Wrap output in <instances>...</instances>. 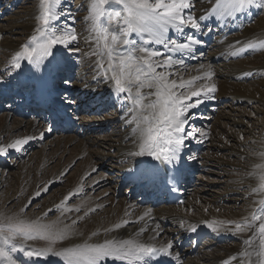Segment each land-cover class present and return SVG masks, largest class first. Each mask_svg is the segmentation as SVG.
<instances>
[{
	"label": "bare ground",
	"instance_id": "bare-ground-1",
	"mask_svg": "<svg viewBox=\"0 0 264 264\" xmlns=\"http://www.w3.org/2000/svg\"><path fill=\"white\" fill-rule=\"evenodd\" d=\"M189 3L193 5L192 0H189ZM111 8L113 12L115 10H118L116 7H113V6H111ZM205 8L200 10L197 13L191 12L190 9L185 10V12H188L185 17L192 16L198 19L199 17L203 16L205 17V19L202 21L198 20V22L200 23V31L194 32L190 26L186 27L184 30L189 28V31L196 35L201 34V33H205V34L211 33V30L209 32H205V29L203 27L204 24H209V25L211 24L209 20L217 21L220 24H222L221 22H223L224 19L226 18L234 19L233 17L234 15L231 16L226 13L228 16L225 18L223 16L216 15L218 14V12L217 13L215 12L216 14L213 13V10L211 8L209 10H205ZM245 8L248 10L244 17L247 18L250 14H253V11H255L257 6L253 2L251 4L246 5ZM56 9L57 7L55 4L54 9H53L54 13ZM34 13L37 16L38 12L36 9L34 10ZM242 14L243 12H240L239 15L242 16ZM262 19L264 20V18ZM233 22L231 26L234 24ZM262 25H264V22H262ZM14 26H17V28L18 27L23 28L29 25L28 23L22 22V23L14 24ZM95 26H97V22H94V28ZM239 26L240 25H236V27H239ZM50 29H51V24H50ZM1 30L3 29L0 28V31ZM45 31H48V30H45ZM234 31L236 30H233V32ZM182 35L183 33L181 32L169 29V32L166 34V38L174 39L176 36H182ZM262 35H264L263 29H255V30L247 31L242 35L243 38L241 39L242 40L241 42L247 43V41L251 40V38L260 37ZM62 38L65 39L64 36ZM146 38L147 36L145 35L144 39ZM225 38L226 39L223 40L221 43H218L223 46V48L221 49L222 51L220 50L216 54L212 53L211 57L219 56L220 58L225 59V60L229 57L227 55L228 49L225 47L226 45L225 43H227L229 38L228 37H225ZM134 39H137L138 41L142 42V38L135 33L133 34L131 40H134ZM259 39L260 38H257L256 40H259ZM216 40H219V39H216ZM261 42L264 43V40H262ZM34 43L35 42H33V44L31 43L29 46H33ZM228 43H233V42H228ZM55 47H58V46H55ZM149 47L151 50H154V51H157L163 54L160 56L166 57V59L162 62V64L157 63L161 65L159 68L170 67L165 64V61L167 60L169 54H173L174 52L170 53L167 48H164L160 44L152 43L151 45H149ZM230 47H234L233 50H235L239 46L232 45ZM17 50L19 51L20 49H17ZM63 51H64L63 47L59 49V52L61 54ZM190 52L191 51L189 50H185L183 52H180V55L187 56ZM61 54H57L56 56L54 55L55 57L54 59L52 57H49L42 64L38 66L29 63L27 59L17 60V63H19L21 67L16 68L17 69L16 76H19L20 78L19 79L20 86L16 85L18 87V91L17 90L16 91L20 93H22L21 91H25L24 87L26 86V82L27 84L28 83L33 84L34 91L31 94H27L23 92V96L25 97L24 103L29 101L30 99L33 100L34 102L33 105L29 106V108L34 109L37 102L43 99L45 95L47 94V92H49L50 94L52 93L50 91V82L54 79L55 76L62 75L61 71L63 69L65 70V69L73 68L72 66H73V63L75 62L74 58L69 57L70 61L68 62V64L66 66H62L64 64L63 60L65 59L64 57L66 54L65 55L63 54L61 55ZM242 60L237 61L236 65H238L239 63H242ZM174 62H178V61H171V63H174ZM176 66L184 67L185 66L184 61L183 63L178 62ZM263 68H264V56L263 58L256 56L255 65H251L250 68L246 67L245 69V66L241 64L235 67L234 68L235 70L234 69L228 70V72H226V75L230 77V79L236 81L235 83L230 82L229 83L230 85L227 84L228 83L227 81L216 79L214 77L215 71L213 72V69H211V66H209L208 64L205 65L203 69L200 68L199 71H194L195 69L192 68L193 72L191 71L190 75H187V77L185 76L186 78H183L182 72L181 73L175 72L172 79L174 81H180V80L189 78L188 80H185V81L187 82L193 81V84L189 86V92L194 91L198 88H202V87H210L213 84L216 86V90L214 92L209 93L208 95L202 94L200 99L203 102L200 103L197 107L190 109V111L198 110V108L201 105L205 103H209V102L211 103L213 100L217 98H219L220 100H223L224 98L230 97L233 94V92H231V89H234L236 91L235 100L237 99L238 102L242 100L245 102H248V99H252V101H257V98H259L260 100H258V102H263L264 104V90H259L257 87L250 88L248 86L243 85V82L245 81V79L250 78L252 74L253 75L255 74V76L257 72L260 74H264L263 70L259 71V69H263ZM68 71L72 72V70H68ZM92 72H95V71L93 70ZM166 73L168 74V72ZM208 73H211L210 78L207 75ZM97 74H98L97 78L103 77L102 92L104 93L108 92L109 96H114L117 98H124V96L127 95L126 93L125 94L115 93V86L113 85L115 84V82L114 80L109 79V77H111L110 74L102 73V72L97 73ZM95 78L96 77L94 75V77L91 79H95ZM165 79L166 81H168V83H171V81H173V80L169 81L168 78L166 77ZM82 80H84V84L79 87L80 89H83V90L87 89L89 91L92 90L94 93L100 92V90H97L95 86H93V84L91 85L90 83H88V80H86V78H82ZM180 83L181 81L177 82V84H180ZM10 84L11 83L0 79V93H2L7 87H9ZM263 87H264V84H263ZM142 91L147 92L149 90L143 89ZM246 94L250 96L247 97ZM11 98L12 96L9 95V100ZM204 98L208 100H204ZM134 99H135V87H133V95L130 96L131 105L128 102V104L131 106L130 113H132L131 115L132 118H130V120H128L129 118H127L125 120L126 116H123V115L120 116L121 119L125 122V126L129 124L130 130L132 129L131 133L126 132L123 134L124 137L122 138V140L124 138L126 139L128 136L127 139H130V142L128 144H123L122 140L113 141L114 143H111L110 140L108 142L105 141L107 145L108 143H110L109 147L111 150L114 149V153H110V149H108L107 153H104L103 151H98V150L92 151L90 148L93 145L97 144V141L89 140L87 138H82L81 140H77V136H80L81 133L85 131L84 128L83 127L81 128L80 126L77 129V132L73 133V135L72 134L61 135V136H57V138H53L52 140H50L48 144L52 147V149H50L51 150L50 152H47L46 157L42 155V152L45 147H43V150L40 149L39 151H37L38 156L34 158L31 157L29 162L24 164L23 170L24 169L26 170L24 174L21 173V169H20V172L16 175V180H15L16 187H17L16 193L18 196L21 193L26 192V190L28 191L31 190L35 194H37L38 192L37 185L39 184L40 180L43 181V179L41 178L43 177V175H45V177L47 176L49 177L47 180L46 178H44L47 181V182L44 181L47 184L46 186H48L52 182H56V180L64 182V184L66 185L65 188L59 189L60 198L56 197V195L54 194L55 195V197H53L54 200L50 201V204L48 205L49 209L58 210L57 207L59 208V206L63 205L65 200L68 199V197L74 196L72 195L74 193L75 195L78 196V198L74 204L67 205L64 211H60L59 209L60 212H57L55 217H53L52 219H49L44 224L45 226H48L53 233L59 232V230L64 229L65 226H69V230L66 231L64 234L65 238L64 239L58 238V248L54 250V252L52 253L45 252L44 254H40V252H38L39 255L28 256L25 254L26 251H34V252H37V251L34 249L26 248L20 251L21 253L16 252L15 258L17 259L19 258L17 256H21L25 260H28V262H30L31 264H66V262L64 261L62 257L55 255L56 252H60L65 248H70V247L82 245L85 243H88V244L103 243L105 240L116 241V242L135 240L138 242L146 243L153 247L168 248V251L171 254H174L181 261V264H252V261L256 260V253L255 251H253V249H250L248 247V245L246 244V241L249 239V237H251L254 241H256L257 245L259 241L257 237L254 236L252 231L250 230H246L243 233L236 232L235 225L238 223L243 225L247 221V222H251L256 229H258L259 227V222L252 221L251 217L258 213L259 208L261 207L260 201L264 200V188L260 189L261 184L263 183L262 178H264V133L262 137L257 139V141H255L256 139L252 140L253 142L255 141V143L257 144L258 151L256 150V153L252 156L250 164L247 167L243 168L244 169L243 171H239L240 173L238 177H236L235 180H233V182L232 180L230 181V185L233 186L235 189L236 188L243 189L244 187L250 188V191L247 193L248 196H250L249 209L247 210L246 213H244V215L240 217L237 214L235 216L237 218L235 217L231 218L230 215L216 213L214 212V211H217L214 209L216 208V206H213L212 204H209V203L203 206L197 203L194 204L193 202L188 200L187 201L188 206L186 207V209H183V207L181 206L178 207L174 205H164V204L163 205L160 204L155 207L146 205V207H144L143 205L138 203L136 200L128 201V198L126 197V199L124 198L125 200L122 199V200L117 201L115 205L112 202L114 200L113 197L110 196V197H107L106 199L104 196H102V194L105 192L104 189L97 192L95 197L88 194V192L95 189L94 186L96 185V183L100 182L101 180H103V182L105 183L106 179L104 180L105 177H103V174L101 175L99 174L96 177H89L88 179L86 178V175L93 167L95 169L97 166L103 165L104 167L109 169V167L103 163L110 164V167L114 170V173H116L115 175L118 176L117 179L119 181H123L125 179H127V181L141 180L142 183L150 182V180L153 179L157 168L160 165L164 164L161 161H159L157 165L152 164V160H155V157L148 154L149 149L147 147L144 148L143 155H136V153L140 152L141 150V145L143 144V138L140 136V133L137 130L138 120H134L133 116L136 115L139 119L141 113H143L144 115L148 113L144 111L143 109H141L138 105H134L133 103ZM195 99L196 98L194 97L192 101H190V103H194ZM147 102L148 101L145 100V103ZM16 103L17 105L20 104L18 101ZM259 109L263 110L264 112V107L263 109L262 108H259ZM242 116L248 117L249 113L244 112ZM52 120H53L52 116L48 115L47 117H39L38 119L32 118V120L30 119V121L23 122L26 124L25 125L22 123L20 119H16L10 113L0 114V146H4L5 148H7L9 144L15 143L16 140H27V143L23 145H19L16 149L7 148V151L4 153H0V156L4 154H8V151L9 152L12 151V153H19V151H22V149L25 148L26 146L34 144L38 139H40V137L44 133L47 134V132H53V130L55 129L52 127L53 125ZM38 121L40 122V126H41L40 128H39V125H36ZM215 121L216 123H219V116H216ZM215 127L216 126L209 128L213 131L211 134H208V129H207L206 131L204 130L205 132H202L200 136H201V140L210 141L211 146L215 147L216 149H219V148H222L223 145H221V140L219 139L220 131L216 130ZM246 131H247L246 129L245 130L240 129L238 133L239 135H243L246 133ZM85 134H86V131H85ZM198 140L200 139L198 138ZM237 140L239 143L240 141H239L238 134H237ZM187 142L198 144L197 140H194V139L192 140L191 138H189ZM230 148L232 147L230 146ZM239 148L240 147L236 148L237 156L243 153L240 151ZM61 151L62 153L65 151H69L70 153L73 154L72 158L67 160L68 163L70 160L73 161L74 159H77L78 165L75 171L71 173L70 175L64 176L65 173L63 174L62 172L65 171L64 168H67V167L61 165L60 168L54 173V175L52 173L48 174L47 163L48 164L51 163L53 159L56 157V155L60 153ZM157 154L162 155L159 152L158 148H157ZM217 156L218 155L216 154V152H212L211 155L208 156V158H206L207 159L206 162H211V164L219 163V165L228 163L226 160H217L216 158ZM78 158H82V161L81 160L79 161ZM110 158H112L111 161L117 160V163L114 161V164H112L110 160L108 161V159ZM242 158L244 157L242 156ZM240 159L241 158H239V160ZM30 161H34V162L36 161L35 168L31 166L32 163H30ZM14 163H16V160L14 161ZM37 163H39V165H37ZM188 165L194 168L190 163H188ZM227 170H229V168ZM224 173L227 175V171H224ZM32 175L34 177L33 179L35 180L33 182L34 184L29 182ZM8 179H7L6 174L3 173V175H1L0 177V182L4 181L5 183H8L9 182L7 181ZM20 179L24 181H20ZM83 180L86 182L81 185L80 183ZM132 184H133L132 187L134 189L135 185L134 183ZM83 189L85 191V196L83 198H80L79 196L81 195V192ZM107 190L109 191L108 188ZM199 192L201 193L200 189H197V190L195 189L193 191L191 189L188 191L187 197L194 196V195L203 196V194H198ZM203 198L205 201L209 200V197L205 198L203 196ZM76 207L80 208L81 213L76 212ZM204 207L209 208L210 210L206 212L204 210ZM99 208H102L100 212H99ZM7 212L8 211L4 209L0 210V214H5ZM18 212L19 210L16 209L15 213H18ZM43 212L45 211L43 210ZM43 212H41L40 217L35 218L36 222L39 223V221H42L41 217L45 215ZM73 221H76V223L73 224ZM166 224L170 225L171 227L167 228ZM116 225H120V227L117 228ZM198 227H200L201 229L205 231L209 229L213 231L214 232L213 234L215 235L223 234L222 236L219 235V237L221 238L236 237L237 243L227 245V247L222 252L218 254H213L208 258L207 257H202L201 259H196L194 257L191 258L189 256L190 253H187L185 251L183 252L185 253L184 259H182V253L178 251L176 244L169 241L170 232H172L176 236V238L179 237L183 239L187 236H193L192 234L194 233H199V230H197ZM193 237L195 238V236ZM204 244L206 243H203V245ZM246 252L251 254V258L248 255H245ZM233 257H235L236 259H233ZM118 260L119 259H115L112 257L103 258L100 264H117ZM16 262L17 261H15V264ZM144 263L145 261L141 262V264H144Z\"/></svg>",
	"mask_w": 264,
	"mask_h": 264
},
{
	"label": "rangeland",
	"instance_id": "rangeland-1",
	"mask_svg": "<svg viewBox=\"0 0 264 264\" xmlns=\"http://www.w3.org/2000/svg\"><path fill=\"white\" fill-rule=\"evenodd\" d=\"M227 1L229 2V0H222L224 4H227L228 3ZM254 3L257 6L256 8L257 11L255 13L253 11L254 14H250L253 16H251L248 19V22L246 23L244 28H243V25L241 24V19L245 22L247 18L240 16L239 15L240 12L235 13L234 16L231 15L234 17V19L226 18L228 16L226 13L230 11V9L225 8L224 9L225 11L223 10V14L221 13V11H217L218 14H216L217 12L215 13L216 15L223 16L226 18L224 19L222 24L226 21L229 22L231 19L234 21L233 22L234 24L230 26V29L231 31L233 30H236V31L228 35L229 39L227 43H225L227 45V46L225 45V47L228 49L227 55L229 56L228 58H230L229 62L225 63V59L220 58L221 59L220 62H218L215 65L213 64V67H212V65L205 62L204 60L205 58L199 59L198 53L195 52L196 54H194V58L197 62L196 63L194 62L190 64L189 66L185 65L186 68L181 67V66L177 67L176 65L178 64V62H174V63H171L172 67L171 66L163 67V68L157 67L156 71L158 73H163L164 76L166 74L165 77L168 78L169 81H171L173 80L172 78L175 72L176 73L182 72L183 78H186L187 75H190L191 71L193 72L192 68L195 69L194 71H199L200 68L203 69L204 66L208 64L209 66H211V69H213V72L214 71L216 72V73L214 72L215 74L214 77L216 79L227 81L228 82L227 84H229L230 82L235 83L236 81L230 79V77L226 75V72H228V70H232L241 64L245 66V69L246 67L250 68L251 65H255L256 56L261 57V58H263L264 56V43L261 42L262 40H264V35L260 37H256V38H251V40L247 41V43L241 42L242 41L241 39L243 38L242 35L245 32L255 30V29L264 30V25H262V22H264V20L262 19L264 18V0H254ZM92 4H93V0H57L56 2L57 9L55 11V15L53 19L50 21L51 29H50V24H49V26L45 28V30H48V31H45L42 25V21L40 19L42 15V11H43L42 6H41V0H0V28L3 29L0 31V79L7 81L9 83L11 82L10 84L11 94H12V90L14 89V85L20 86V81H19L20 78L19 76H16L17 69L14 66L17 63V60H15L14 57L17 52L22 50V46L26 44L30 45L31 43L33 44L31 40L32 36H37V42H39L40 30L45 31L47 35H51L55 33L58 36L65 37L64 39L66 41L65 47L64 45H61V46L56 45L58 47L53 48L52 51H53V54L56 56L57 54H61L59 52V49L63 47L64 51L62 52V54L63 55L66 54V55L64 57L65 59L63 60L64 64L62 66H66L68 64V62L70 61L69 57H72L75 60L72 66L73 68L65 69V70L63 69L61 71L62 73L61 76H65L75 71V76L70 77L71 80H66V81H69V84L67 85L72 84V86L75 87L76 92L85 94L89 90L87 89L83 90V89H80L79 87L84 84V80H82V78H86V80H88V83H90L91 85L93 84V86H95L96 89L101 90V91L103 90V86H102L103 77L97 78V75H98L97 73L102 72V73L110 74L112 76V71L109 70L108 68L109 61H108L107 55L103 54L102 49L98 48L92 39L94 35L93 28H94V22H95L93 19L94 14H93V11L91 10ZM192 4L193 5L190 8V11L193 13L194 12L197 13L200 10L204 9L205 7H206L205 10H209L210 8L213 10L216 4V0H192ZM111 6L116 7L118 10H121L120 6L118 5L106 6L109 9V14L112 16H114V12L112 11ZM35 9L38 12L37 16L34 13ZM247 10L248 9L245 8L244 11L242 12L245 13ZM187 13L188 12H185L184 15L186 16ZM236 14L239 15L238 17L239 19H237ZM22 22L28 23L29 26L23 27V28H19V27L17 28V26H14V24H18ZM104 23L105 21L102 19L99 22V26H103ZM211 25L212 24L203 25L205 32H209L211 30L210 28ZM236 25H240V26L236 27ZM238 28H240L239 31H238ZM133 34L131 35V37H129V39L132 38ZM209 34L210 33H206V35H209ZM70 35H75L77 39L75 41L70 40L69 38ZM257 38H260V39L256 40ZM167 39L174 40L173 38H167ZM133 41H136L137 46H142V42L138 41L137 39H134ZM228 42H233V43H228ZM248 44L255 45V48L251 50H247V52L249 53L247 56L245 57L242 56L246 52L245 51L237 55V56H242L240 59H235V60L232 59L233 57L236 56V55L233 56L234 52L238 53L239 48L247 49ZM232 45L239 46V47L233 50L234 47H230ZM214 46H215L216 51L214 50L213 54L218 53L223 48V46L218 43L215 44ZM17 49H20V50L18 51ZM209 54H212V53H209ZM164 57L165 56H157L156 58L154 57L153 58L154 65H156L157 63L162 64V62L166 59V57L165 58ZM239 60H242V63H239L238 65H236L237 61ZM68 70H72V72H69ZM93 70L96 73L92 72ZM261 70L264 71V68L259 69V71ZM166 72H168V74ZM117 74H118V71H117ZM94 75L97 79L96 78L91 79L94 77ZM251 77L246 78L245 81L243 82V85L248 86L250 88L257 87L259 90H264V87H263L264 74H260L257 72L256 76L254 74L253 77L252 78ZM188 79L189 78L183 79L180 81L186 83L187 81L185 80H188ZM59 81L63 83L62 79ZM180 81H176V82H180ZM31 84L32 83L27 84L26 82V87L30 86L33 89V84L32 85ZM113 85L115 86V84ZM174 90L178 94H182V93L186 94L187 92H189V88L188 89L176 88ZM75 91L74 93H72L73 95H75ZM4 92L7 93V88L2 93H0L1 95L0 105L3 104V102H6V100H4L3 98L1 99L2 96H5ZM21 92L22 93L25 92L29 94L27 92V89ZM231 92H233V94L230 97L223 99V100L225 99H230V100L219 104L213 114L207 113L206 115H204V117L206 118L203 117V119H207V120L203 121L204 126L202 129H204L205 131L208 129V134H211L213 132L211 129H209L210 127L216 126L215 127L216 130L220 131L219 139L221 140V145H223L222 148L216 149L215 147L210 145V141L201 140L200 135L202 134V132H205L204 130L198 132L199 136L197 137L195 136L197 139L199 138L201 141L204 142L205 149L202 151V155H201L202 158L200 157L201 159H203V162L201 161V164H204V165L198 167L199 171L196 170L197 171L196 173L198 174L195 175L196 176L195 179L197 180H195L196 181L195 188H193L192 191L195 189L196 190L200 189L201 193L199 192L198 194H203L205 198L209 197V200L205 201L202 195H198V196L194 195V196H188V197L186 195L184 204L182 206L179 205L183 207V209H186V207L188 206L187 205L188 200L193 202L194 204L197 203L203 206L207 205V203L212 204L213 206H216V208L214 209L217 211H214V212L230 215L231 218L235 217L236 214L240 217L244 215V213H246L247 210L249 209L250 196H248L247 193L250 191V188L244 187L243 189L242 188L235 189L233 186L230 185V181L232 180L233 182V180H235V178L238 177L240 173L239 171H243L244 170L243 168L247 167L250 164L252 156L256 153L257 144L255 143V141H257V139L262 137L264 133V112L263 110L259 109V108L263 109L264 104L263 102H258V100H260L259 98H257V101H252V99H248V102H245L243 100L242 102H238L236 101L237 99L235 100L236 91L234 89H231ZM105 94L109 96L108 92H105ZM107 96H104V94L100 92L99 95L97 96L96 94H94V98L86 99L84 103L88 101V103L90 104V107L87 108L86 106H83V109L81 110V114L83 116H86L84 120H87L90 118V120L88 121L89 122L88 126L90 125L91 128L93 129L95 127L97 128L94 130H90V129L87 130L86 129L87 125H84L85 128L81 126V128L83 127L84 130L86 129V134H83V137H81L82 133H84L82 132L80 136H77V140H81L82 138H87L89 140L97 141V144L93 145L90 149L92 151H95V150L103 151L104 153H107L108 149H110L109 147L110 143H108L107 145L105 141L108 142L110 140L111 143H114L113 141L122 140V138L124 137L123 136L124 133L132 132V129L130 130V125L128 124L127 126H125V122L120 117L122 115L126 116L125 120L127 118H129L128 120L132 118L131 116L132 113H130V110H131L130 97L127 100L125 99L122 100L120 98L109 100ZM246 96L249 97L250 95L246 94ZM12 97L14 99L19 98L17 94L13 95ZM128 102L130 105H128ZM33 103H34L33 100L30 99L29 101L25 102L23 105L26 108H29V106L33 105ZM118 104H120L121 110L123 108V110L126 113L120 114L116 118V116L120 112ZM8 106L9 108H13V110H15L16 113L10 110H7V109H0V114L10 113L16 119H20L22 123L30 121L29 118H26V119L23 118V115L21 113H17L18 110H17V105L15 104V102H11L10 105ZM8 106L6 105V107ZM25 110L26 109L24 108V111ZM243 111L246 113H249V116L248 117L245 116L246 118L242 116L244 113ZM200 115L201 113H199L197 117H199ZM106 116L110 117L109 119L110 120L112 119L115 122L113 125L109 124V129L107 131L104 130V128L102 127L104 124L102 125V122H100V121H104ZM191 116H190V113H187L188 118H190ZM216 116H219V123H216L215 121ZM115 118L116 120H114ZM90 122H93V124ZM36 125H39V128L41 127L39 121L38 123H36ZM185 128H186V125H185ZM244 128L247 130L246 133L243 134L245 136L239 135L238 131H240V129L245 130ZM72 132L75 133L76 131L75 132L72 131ZM237 134L239 136V141H240L239 143L237 140ZM61 135H70V133L58 134L54 132H47V134L44 133L40 137V139H38L34 144L26 146L25 148L22 149V151H19V153H12V151L11 152L8 151V154H4L0 156V177L1 175H3V173H5L7 176V179L9 178L7 180L9 181L8 183H5L4 181L0 182V210L4 209L8 211L5 214H0V229H3V233H0V234L7 233V226L10 222L12 224H15L16 222H23L24 224L44 225L49 219H52L53 217H55L57 212L64 211L67 205L69 204L71 205L76 202L78 196L77 195L70 196L71 198H68L65 200L66 203L63 201L66 205L63 203V205L59 206V208L57 207L58 210L49 209L48 205L50 204V201L54 200L53 197H55V195L56 197L60 198L59 189L65 188L66 185L64 184V182L56 180V182H52L51 184L46 186L47 185L46 180L49 177L48 176L45 177V175L43 174H42L43 177L41 178L43 179V181L40 180L41 182L39 181V184L37 185V191H38L37 193H40V195H36L31 190L29 191L26 190V192L21 193L19 196L16 193L17 187H16L15 180H16V175L20 172V169H21V173L24 174V172L26 171L25 169L23 170L24 164L29 162L31 157L33 158L37 157L38 156L37 151H39L40 149L43 150V147L45 148L42 152V155L46 157L47 152H50L51 151L50 149H52V147L48 144L49 141ZM127 138L126 139L124 138L122 140L123 144H128L130 142V139H127ZM252 140H255V141L253 142ZM230 146L232 148H230ZM237 147H240L239 148L240 151L243 152L239 156H237L236 154ZM212 152H216V154L218 155L216 157L217 160H226L228 163L219 165V163L211 164V162H206L207 160L206 158H208V156H210ZM110 153H114V149L112 150L110 149ZM72 155L73 154L70 153L69 151H65L63 153L61 151L60 153H58L51 163L49 164L47 163L48 174L52 173L54 175V173L60 168L61 165L67 167V168L63 167L65 169V171L62 172L63 174L65 173L64 176L70 175L71 173H73L78 165V161L77 159H74L73 161L70 160L68 163L67 160L72 158ZM242 156L244 158H242ZM238 157L241 159L239 160ZM111 159L112 158L108 159V161L109 160L111 161ZM15 160H16V163H14ZM78 160L82 161V158H78ZM114 161L117 163V160H112L111 163L114 164ZM30 163H32L31 166L35 168L36 161L35 162L30 161ZM103 164L107 165L109 169L104 167L103 165L97 166L95 169L93 167L86 175V178L88 179L89 177H96L99 174L100 175L103 174V177H105L104 180L106 179L105 183L103 182V180L96 183V185L94 186L95 189L88 192V194L95 197L97 192L104 189L105 192L102 194V196H104L106 199L107 197H110V196L113 197L114 200L112 202L114 204L119 200H122V199L125 200L126 197L124 196V193H126V191L128 190L130 191V185H126L124 189H119L117 185H119L122 181H119L117 179L118 176L115 175L116 173H114V170L110 167L109 163H103ZM37 165H39V163H37ZM228 168L229 170H227ZM223 170L227 171V175L224 173ZM33 178L34 177L32 175L29 181L30 183H33L35 181ZM44 178H46V180ZM116 180L117 182L118 181L119 182L117 183ZM20 181H24V180L20 179ZM85 182L86 181L83 180L81 181L80 184L82 185ZM263 183H264V179H263ZM44 188H47L48 190L44 191ZM107 188L109 189V191L107 190ZM261 188L262 187H260V189ZM84 196H85V191L83 189L79 197L83 198ZM143 206L146 207L145 205ZM16 209L19 210L18 213H15ZM76 209H79V211H76L77 213H81L79 207H76ZM101 209L102 208H99V212L101 211ZM43 210L45 212H43ZM204 210L208 212L210 209L204 207ZM41 212H43L45 215L41 217L42 221H39L40 223L39 224L38 222H36L35 218L40 217ZM166 226L167 228L171 227L170 225H166ZM172 234L173 233L170 232V235ZM219 235L222 236L223 234H219ZM32 236H33L32 239H28L27 237H17V239L19 240V243L15 245L14 250L9 252V255L11 256V258L14 261H17L16 264H31L30 262H28V260H25L21 256H17L19 257L17 259L15 258L16 252H20L23 249H26V248L34 249L37 252H40V254H44L45 252L52 253L54 252V250L58 248V238L49 236V233L46 231L33 232ZM225 239H228V238H225ZM230 239H236V240H230ZM230 239H228L227 242L223 240L222 242H218V244H215V245L214 243L217 241V239H215V236H213L210 239H206V242H203L206 244L204 245L203 243L202 245L201 243L199 244L198 247H203V248L200 250V252H198V256L196 257V259H201L202 257L208 258L213 254H218L222 252L227 247V245L237 243L236 237H233ZM8 247H11V246H8ZM211 247H213L211 251L204 253L206 249H210ZM49 248H51L52 250L51 252H49ZM0 264H8V260L5 258H0Z\"/></svg>",
	"mask_w": 264,
	"mask_h": 264
},
{
	"label": "snow or ice",
	"instance_id": "snow-or-ice-1",
	"mask_svg": "<svg viewBox=\"0 0 264 264\" xmlns=\"http://www.w3.org/2000/svg\"><path fill=\"white\" fill-rule=\"evenodd\" d=\"M56 2L57 0H41L43 11L40 19L44 28L49 26L55 15L53 9ZM253 2L254 0H229L225 5L222 0H216L213 13L221 11L223 14V10L227 8L230 9L227 14L234 15L244 11L246 5ZM109 5H118L121 10H115L114 16H112L106 7ZM191 7L189 0H93L91 6L94 14L93 19L97 22L92 39L95 45L102 49L103 54L107 55L108 68L112 71V76L109 79L115 82V93H126L124 99L127 100L133 95V87H135L133 103L148 113L146 115L141 113L139 119L136 115L133 116L134 120H138L137 130L143 138L141 150L136 155H143L144 148L147 147L149 155L167 164L179 160L184 135H188L185 133L187 113L203 102L200 99L202 94L208 95L216 90V86L213 84L210 87L198 88L186 94H178L173 89H188L193 81L177 84L173 80L168 83L163 73L156 71L157 67L161 65L153 63L154 57L163 54L151 50L149 45L152 43L162 45L170 53L191 51L194 45L200 43L194 36H188L187 42L184 43L166 38L169 29L183 33L184 29L190 26L194 32L200 31L198 20L202 21L205 17L202 16L198 19L192 16L185 17V10ZM102 19L105 23L103 26H99ZM133 33L142 38V46H137L136 41L129 39ZM145 35L146 39H144ZM69 38L72 41L77 39L75 35H70ZM31 40L35 42L34 45L22 46V50L16 53L15 60L27 59L29 63L38 66L49 57L55 58L52 49L56 45L66 44L62 36L55 33L47 35L43 30H40L39 42H37V36H32ZM254 48L255 45L248 44L247 49L241 48L238 53L234 52L233 55ZM171 61L172 57L169 55L165 64L171 66ZM179 63H183V61H179ZM14 66L21 67L19 63ZM207 75L210 78L211 73ZM143 89L149 91L143 92ZM194 97L196 98L195 102L190 103ZM145 100L148 102L145 103ZM25 143L27 140H16L7 148L16 149ZM7 148L0 146V153L6 152ZM157 148L162 155L157 154ZM261 187L264 188V183L261 184ZM47 190L44 188V191ZM36 195H40V193ZM260 205L258 213L251 217L252 221L259 222L258 229L247 221L243 225L240 223L235 225L236 232L243 233L250 230L259 241L258 245L251 237L246 241L248 247L256 253V260L252 261V264H264V200L260 201ZM75 223L76 221H73V224ZM116 227L118 228L120 225H116ZM68 230L69 226H65L59 232L53 233L45 225L24 224L23 222L12 224L10 222L7 226V233L0 234V258L7 259L8 264H15L9 252L14 250L15 245L19 243L17 237L32 239L33 232L46 231L51 237L64 239V234ZM0 233H3V229H0ZM51 251L49 248V252ZM167 253L168 248H157L135 240L124 242L105 240L103 243H85L65 248L56 252L55 255L62 257L66 264H100L103 258L108 257L126 261L127 264H141L145 258H155L158 254ZM25 254L28 256L39 255L34 251H26ZM245 255L251 258L250 253L246 252ZM233 259L236 258L233 257Z\"/></svg>",
	"mask_w": 264,
	"mask_h": 264
}]
</instances>
